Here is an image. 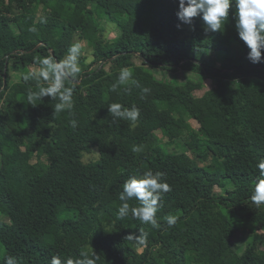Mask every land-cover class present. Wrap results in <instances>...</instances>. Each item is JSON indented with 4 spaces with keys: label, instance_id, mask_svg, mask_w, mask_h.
Here are the masks:
<instances>
[{
    "label": "trees",
    "instance_id": "obj_1",
    "mask_svg": "<svg viewBox=\"0 0 264 264\" xmlns=\"http://www.w3.org/2000/svg\"><path fill=\"white\" fill-rule=\"evenodd\" d=\"M178 7V0H0L1 264L8 255L50 264L52 256L92 252L96 264H264V205L250 199L264 160V62L247 59L234 3L218 32H206L199 16L181 23ZM76 43L80 72L64 81L72 108L54 115L58 100L50 97L30 104L28 93L50 83L37 79L40 60L64 61ZM122 68L150 91H111ZM157 69L193 76L160 79ZM113 103L139 108L135 126L111 116ZM89 145L99 160L84 164ZM148 170L164 173L171 187L156 213L161 228L131 212L117 220L123 183ZM67 210L75 216L60 220ZM168 215L179 217L171 228ZM244 222L246 246L238 237ZM141 229L145 246L127 239Z\"/></svg>",
    "mask_w": 264,
    "mask_h": 264
},
{
    "label": "clouds",
    "instance_id": "obj_2",
    "mask_svg": "<svg viewBox=\"0 0 264 264\" xmlns=\"http://www.w3.org/2000/svg\"><path fill=\"white\" fill-rule=\"evenodd\" d=\"M235 4V11L232 13L235 20V27L239 39L249 49L247 59L252 64L264 62L262 51H264V0H178V11L176 13L178 20L183 24L191 25L193 18L201 17L206 28V32L221 31L229 18L230 8ZM179 27V25H177ZM35 31V29H32ZM80 55V45L73 44L67 50V56L64 61H56L53 57H45L40 60V71L37 79L44 82H50L49 86H40L38 91H30L27 99L31 104L34 101L41 100L44 97H50L51 100H58L53 109L54 115L63 111L70 110L73 106L72 96L73 88L64 84L65 80H71L72 76L80 72L78 58ZM30 75H25L28 80ZM121 85H131L140 88L143 94H147L150 89L142 87L139 80L133 77V73L128 68H122L119 71L116 82L112 85L111 91L116 92ZM108 112L114 119L130 121L133 126L140 117L139 108L133 106L125 107L119 103H113L108 106ZM78 122L73 119L70 126L75 129ZM144 150L143 145L132 147L134 153H141ZM259 175L250 197L253 204L257 207L264 205V160L257 164ZM164 173L153 172L151 170L143 172L139 177L132 176L122 185V191L119 194V200L122 202L117 210V220H124L131 212L132 218L139 220L141 224L150 225L152 228H161L156 213L161 207L163 194L171 191L167 182H163ZM135 199L139 202L138 207L130 208L129 200ZM179 217L177 215H168L164 217L167 227L176 225ZM127 239L133 240L138 246H145L147 243V233L141 229L139 235H129ZM99 258L94 252L91 257L87 254L83 258H68L62 261L59 256H52L50 264H96ZM4 264H18L15 256L5 257Z\"/></svg>",
    "mask_w": 264,
    "mask_h": 264
},
{
    "label": "rangeland",
    "instance_id": "obj_3",
    "mask_svg": "<svg viewBox=\"0 0 264 264\" xmlns=\"http://www.w3.org/2000/svg\"><path fill=\"white\" fill-rule=\"evenodd\" d=\"M113 35L115 36V33L112 34V36ZM82 45L85 47V49L88 52L89 51V46L86 43L85 44L83 43ZM224 57H225L224 54H217V60L220 61V62L224 59ZM136 62L138 64H140L139 60H136ZM155 73L157 75V78H160V79H162V78H164V79L165 78L166 79H172L173 77H177L179 80H183L185 77L193 76V74L190 73V72L180 71L177 74H170V73H167L166 71L164 72V71H162L160 69H157ZM193 126L196 128V124L195 123H193ZM181 150H184V148H182ZM81 160H82V162L84 164H93V163H96L99 160L98 150L95 147V145H89L88 146L87 151H85L82 154ZM169 209H170V204H166V205L163 206L162 212L165 213ZM74 216H75V213L73 211H71V210L63 211L62 213H60L58 215L60 220L65 219L66 217H74ZM4 220H7V219L5 218ZM242 225L244 226V228L239 229L238 237H239V241L242 244V246H246V244H250L251 243L252 239H251L250 232H248L247 228L245 227L247 225V223L244 222ZM46 230H47V228L45 226H43V228L40 230V234L44 235ZM3 255H4V248L0 245V264L2 263L1 258L3 257Z\"/></svg>",
    "mask_w": 264,
    "mask_h": 264
}]
</instances>
